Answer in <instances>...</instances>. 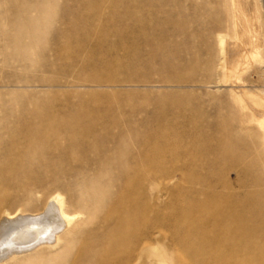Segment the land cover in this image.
<instances>
[{
	"label": "rangeland",
	"instance_id": "1",
	"mask_svg": "<svg viewBox=\"0 0 264 264\" xmlns=\"http://www.w3.org/2000/svg\"><path fill=\"white\" fill-rule=\"evenodd\" d=\"M41 1L76 5L67 19L48 20L43 30L52 46L67 39L60 67L31 68L15 56L11 66L0 67V80L45 114L96 124L91 142L69 154L84 162L120 157V195L135 194L141 178H160L147 194L155 206L161 181L182 182L171 189L169 220L196 206L208 223L235 199L264 211L257 201L264 196V127L249 100L256 93L264 98V47L261 59L232 69L218 38L239 51L251 41L235 38L231 0ZM249 1L243 7L252 10L255 25L262 22L264 39V0ZM119 135L120 150L113 141L95 142ZM105 186L114 192L109 180ZM191 231L172 228L178 239Z\"/></svg>",
	"mask_w": 264,
	"mask_h": 264
},
{
	"label": "bare ground",
	"instance_id": "2",
	"mask_svg": "<svg viewBox=\"0 0 264 264\" xmlns=\"http://www.w3.org/2000/svg\"><path fill=\"white\" fill-rule=\"evenodd\" d=\"M231 1L235 38L251 41L248 50L239 51L235 42L218 38L235 71L262 58L264 39L262 22L255 25L252 10L243 7L250 1ZM75 6L70 1L58 8L41 0H0V67L11 66L15 56L31 68L60 67L67 39L52 46L51 34L43 30L48 20L67 19ZM17 88L0 80V264H264V211L257 206L235 199L217 208L220 214L208 223L196 206L169 220L171 189L182 182L161 181L159 206L148 201L147 194L156 189L153 181H160L152 175L141 178L132 196L120 195V157L84 162L68 152L91 142L88 135L96 124L45 114L21 93L11 92ZM249 100L263 128V95H249ZM110 141L120 150V135L99 136L95 142ZM108 180L114 189L110 194ZM257 201L264 206V196ZM155 208L164 213L161 218L153 216ZM184 226L192 231L178 239L172 228Z\"/></svg>",
	"mask_w": 264,
	"mask_h": 264
}]
</instances>
